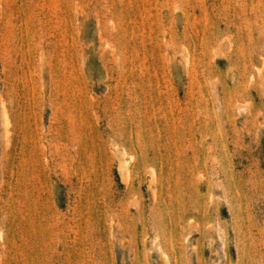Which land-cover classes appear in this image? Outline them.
<instances>
[{"label": "rangeland", "instance_id": "374dc122", "mask_svg": "<svg viewBox=\"0 0 264 264\" xmlns=\"http://www.w3.org/2000/svg\"><path fill=\"white\" fill-rule=\"evenodd\" d=\"M0 264H264V0H0Z\"/></svg>", "mask_w": 264, "mask_h": 264}]
</instances>
